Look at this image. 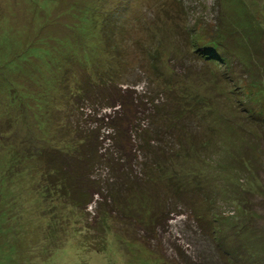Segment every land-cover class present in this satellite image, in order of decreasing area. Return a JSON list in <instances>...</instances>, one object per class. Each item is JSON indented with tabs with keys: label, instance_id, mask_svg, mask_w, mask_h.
<instances>
[{
	"label": "rangeland",
	"instance_id": "1",
	"mask_svg": "<svg viewBox=\"0 0 264 264\" xmlns=\"http://www.w3.org/2000/svg\"><path fill=\"white\" fill-rule=\"evenodd\" d=\"M192 32L230 63L203 60ZM252 106L264 0H0V264H228L234 244L235 264H264ZM66 171L90 204L75 225L50 187Z\"/></svg>",
	"mask_w": 264,
	"mask_h": 264
},
{
	"label": "trees",
	"instance_id": "2",
	"mask_svg": "<svg viewBox=\"0 0 264 264\" xmlns=\"http://www.w3.org/2000/svg\"><path fill=\"white\" fill-rule=\"evenodd\" d=\"M191 35L195 38L196 42H198V44H199L198 47H197V51H199V54H200V56H201V58L203 60H205V59L207 60L208 59V61L213 63V64L224 63V64L228 65L230 63L231 57L229 56L228 53H226L223 50L221 44L218 41H213V40H205L204 41L203 39L206 38L205 32H201V33L200 32H197V33H193L192 32ZM87 83L88 84H93L92 82H89L88 80H87ZM85 91H86L85 86L82 85L81 88L80 89L78 88L77 91H75V92L78 94V93L85 92ZM75 92H73V93H75ZM113 104H111V106L115 107ZM116 106H118V105H116ZM120 107H121V105H120ZM257 107L255 106V108H257ZM144 108L149 109V107L146 106V103H144V107L142 109H144ZM255 108H254V106H252L250 111H249V113H251L253 116L255 115V117H257L259 119L260 118L264 119V109L255 110ZM115 113H116V111H115ZM114 116H115V114H114ZM116 127L117 126H114L112 128L114 133H116V130H117ZM138 137H139V135H137V138ZM126 141H128V137L127 136H126ZM82 143H84V145H85V140H82ZM55 153L56 152H55L54 149H52V151L51 152L49 151V153H48L47 163L49 165V170H50V171L47 172L48 174H51L50 172H52L54 170V169L50 168V166L54 167L53 163H55V158H54ZM84 157H85V159H87L88 155L84 154L83 158ZM77 159L82 160L81 157H77ZM90 160L91 159H89V161ZM54 168H56V167H54ZM68 168H69L68 169V171H69L71 167H68ZM68 171L64 172L65 175H63L62 177H59V178L55 177L53 179L51 178L53 182L51 183L50 187H51V189L54 190V192H58V194L60 195V198L71 199L70 203H71L72 207L74 208V211H73L72 215H67L66 216V218H67L66 225H69V224L75 225L76 216L78 218L81 217L80 212L79 211H78L79 213L76 212V207H80L81 206V208H82V205H83L82 202L84 201V197L79 195V191H80V188H81L79 183H77V179H79V178H77V176L74 177ZM51 175H53V174H51ZM94 194H96V196L98 198L96 200H90V201L91 202L94 201V203L96 205V208H97V207L101 206V204H102L101 201L103 199H101V197H100L101 192L96 191V193H92L91 196L94 195ZM79 198H83V199H79ZM88 205H90L89 202L86 203L85 205H83L84 206L83 209H84V211H86L88 213V216L90 217L91 215H89V212L87 211ZM196 213H197L196 218L199 221H201L203 224H205L206 228L208 230H210L212 232V234H218L219 235V237L214 238V239H215V241H217V245L218 246L221 245L225 241V235H223L220 232L221 231L220 228L219 227L216 228V225L211 220H209V218H207L205 216V214H203L202 212H200V213L196 212ZM82 214H83V212H82ZM73 219H75V220H73ZM78 227L79 228H77L76 226H73L71 228V231L76 230V233L71 234V236H72L71 238L72 239H74L73 237H75V235L79 234L80 226H78ZM51 229L52 230H56L57 229V225H55L53 222L51 224ZM67 232L69 233L68 230H67ZM223 249H224L223 256H225L226 262L228 264H231V263L235 264L236 263L235 261L237 259H240L241 255H242V254H240V255L238 254L239 253V251H238L239 247L237 245H235V244L233 246L224 247ZM237 255H239V257ZM235 256L237 258H235Z\"/></svg>",
	"mask_w": 264,
	"mask_h": 264
}]
</instances>
